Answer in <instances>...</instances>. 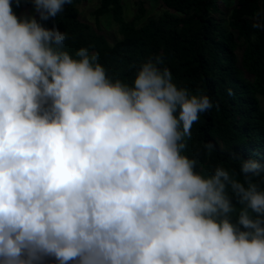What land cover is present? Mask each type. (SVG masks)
Listing matches in <instances>:
<instances>
[{"label":"clouds","instance_id":"9594fccd","mask_svg":"<svg viewBox=\"0 0 264 264\" xmlns=\"http://www.w3.org/2000/svg\"><path fill=\"white\" fill-rule=\"evenodd\" d=\"M31 2L47 21L72 0ZM66 39L0 0V264H264V169L234 154L243 182L221 166L205 177L183 154L209 96L159 56L131 86L110 79Z\"/></svg>","mask_w":264,"mask_h":264},{"label":"trees","instance_id":"16d2710c","mask_svg":"<svg viewBox=\"0 0 264 264\" xmlns=\"http://www.w3.org/2000/svg\"><path fill=\"white\" fill-rule=\"evenodd\" d=\"M81 2L85 0H72L47 21H40L38 13L34 18L65 32L63 50L73 57L81 47L98 53L110 79L131 86L140 65L159 56L164 61L160 67L170 70L178 87L209 96L213 107L200 114L184 141L183 154L196 160L201 175L209 177L221 166L243 182L241 161L234 154L264 169V29L253 27L264 0H236L228 14L226 0H160L161 10L141 24L136 22L143 17L142 0L133 1L137 13L129 20L123 16L122 0H98L90 12L92 23L79 17ZM11 4L18 18L32 2ZM101 17L117 25L120 37L112 43L99 29ZM206 144L213 146L211 151ZM261 174L252 180L264 190ZM232 203L235 222L243 205L235 198ZM33 264L59 262L42 256Z\"/></svg>","mask_w":264,"mask_h":264},{"label":"rangeland","instance_id":"374dc122","mask_svg":"<svg viewBox=\"0 0 264 264\" xmlns=\"http://www.w3.org/2000/svg\"><path fill=\"white\" fill-rule=\"evenodd\" d=\"M135 0H122L123 5V16L125 19L129 20L132 18L134 14L137 13L134 2ZM144 10L142 11L143 17L137 21V24H141L144 20L149 17L155 16L157 12L161 10L160 7V0H142ZM236 0H226L227 7H226V14L229 13L230 8L234 4ZM98 0H85V2H81L77 5L79 10V17L82 20L89 21L90 23L93 22L91 17V10L97 5ZM36 11L34 9V5L32 4L30 7H25L19 14L18 18L21 16H28L31 15L33 17L36 16ZM105 17H101L99 20V29L105 35L109 43H112L114 40L120 37L117 31V25L113 22L110 17L106 20Z\"/></svg>","mask_w":264,"mask_h":264}]
</instances>
